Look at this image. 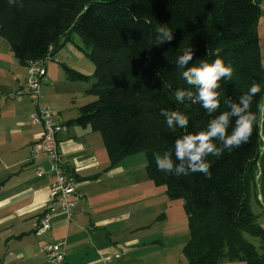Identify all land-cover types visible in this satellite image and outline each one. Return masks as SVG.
Returning a JSON list of instances; mask_svg holds the SVG:
<instances>
[{"label":"trees","instance_id":"1","mask_svg":"<svg viewBox=\"0 0 264 264\" xmlns=\"http://www.w3.org/2000/svg\"><path fill=\"white\" fill-rule=\"evenodd\" d=\"M261 0H0V37L18 62L43 60L61 39L77 32L80 47L93 63L91 74L59 62L70 80L89 82L70 122L89 125L102 135L109 167L143 152L145 170L170 199L182 198L189 238L187 264H264V228L257 222L251 198L264 172V84L260 75L257 25ZM168 24L174 39L156 45V27ZM194 52L187 67L211 63L219 53L231 65V79L221 80L220 107L209 115L198 103L175 99L177 89L195 86L183 79L177 58ZM260 85L251 111L255 123L249 141L209 156L210 176L200 172L175 176L158 171L155 156L174 151L176 139L206 130L239 102L253 82ZM161 109L189 117L186 128L172 129ZM231 118L228 133L235 126ZM217 146L222 142L214 141ZM174 165L179 164L175 157ZM260 170V175L257 174ZM264 199V186L260 187ZM259 200V199H258ZM264 201V200H263ZM262 212L264 206L261 204ZM257 239V244L245 237Z\"/></svg>","mask_w":264,"mask_h":264},{"label":"crops","instance_id":"2","mask_svg":"<svg viewBox=\"0 0 264 264\" xmlns=\"http://www.w3.org/2000/svg\"><path fill=\"white\" fill-rule=\"evenodd\" d=\"M69 41L73 37L61 39L41 60L45 80L40 93L41 104L53 112L55 122L64 126L57 134L58 152L77 179L73 212L70 219L63 214L53 216L50 231L37 237L34 231L38 217L49 203V186L55 175L49 170L50 158L34 149L43 127L30 123L35 106L22 92L29 65L18 62L8 41L0 37V94L4 95L0 98V259L9 254L12 263L6 264H52L41 251L43 243L65 240V264H145L123 255L122 251L129 253L130 247L112 240L118 232L133 234L147 227L127 222L131 211L119 189L130 155L109 167L102 135L89 125L70 122L81 105L74 98L82 94L83 85L68 79L59 65L67 64L63 55L70 48ZM82 45L77 44L78 49ZM47 57L53 61H46ZM38 170L43 174L38 176ZM259 175L260 170L257 178ZM255 184V200L264 206V199L260 200L264 172ZM256 219L264 227V217ZM133 243L139 245L140 240L136 238Z\"/></svg>","mask_w":264,"mask_h":264},{"label":"rangeland","instance_id":"3","mask_svg":"<svg viewBox=\"0 0 264 264\" xmlns=\"http://www.w3.org/2000/svg\"><path fill=\"white\" fill-rule=\"evenodd\" d=\"M260 10L257 34L260 75L261 82L264 84V0L260 2ZM72 35L73 41L67 42L70 48H66L63 55L66 63L82 73L91 74L93 63L81 49H78L77 44H82L78 34L73 32ZM45 60L48 61L50 58L47 57ZM73 83L83 85V89L91 85V81ZM85 85L87 87L84 88ZM56 90L58 91V88ZM1 97L4 95L0 94ZM26 97L32 103L27 95ZM94 98V96H83L81 93H77L74 100L77 104L80 102L83 104ZM34 112L35 107L32 113ZM126 161L129 165L126 166L127 170L121 176L119 189L131 211V217L127 222H135L139 226L146 224L147 227L136 229V233L133 234L130 231L118 232L117 235L112 236V240H117L119 246L130 247L129 253L123 250L122 254L132 257V261H145V264H187L183 248L189 238V232L183 199L180 197L170 199L164 186L151 184L145 170L146 160L143 152L130 154ZM251 208L254 213L258 214L257 218L264 217L262 208L254 197L251 198ZM257 222L259 223L260 220L257 219ZM245 237L257 244V239L251 238L248 234H245ZM136 238L138 241L140 240V244L133 246V240ZM7 261L12 263L9 254L3 260L0 259V264H6ZM230 263L236 262L223 264ZM25 264H29V261Z\"/></svg>","mask_w":264,"mask_h":264},{"label":"clouds","instance_id":"4","mask_svg":"<svg viewBox=\"0 0 264 264\" xmlns=\"http://www.w3.org/2000/svg\"><path fill=\"white\" fill-rule=\"evenodd\" d=\"M11 2V0H10ZM156 45L170 43L173 39V31L168 24L158 23L156 27ZM216 59L211 63L203 61L199 66L187 67L192 61L194 52L187 49L177 58V65L185 68L182 72L183 79L190 86H195V94L190 89H177L174 93L175 99L183 102L186 98L198 103L209 114L212 115L220 107V81L231 79L233 75L232 66L225 65L219 53H215ZM260 91V85L255 81L247 94L239 97V102L229 99L226 103L228 111L216 115L207 125L206 130L197 133H188L176 139L174 151H166L162 156H155L158 171L175 176H187L190 173L200 172L210 176L211 163L209 156L220 157L224 149L237 148L249 141L255 114L251 111L253 97ZM162 116L172 129L186 128L189 117L180 111H169L161 109ZM235 117V126L231 134L228 133L231 118ZM222 142L217 146L214 141ZM180 161L174 165V159Z\"/></svg>","mask_w":264,"mask_h":264},{"label":"built area","instance_id":"5","mask_svg":"<svg viewBox=\"0 0 264 264\" xmlns=\"http://www.w3.org/2000/svg\"><path fill=\"white\" fill-rule=\"evenodd\" d=\"M43 81L42 61L35 60L28 66V74L22 92L35 106V112L29 118L30 123L40 124L43 127L42 138L34 144V149L50 158L49 170L55 175L49 186V203L38 217L34 231L37 237H43L50 231L53 216L63 214L67 219L71 218L77 187L76 177L68 170L67 163L61 159L58 152L57 134L64 129V126L55 122L53 112L41 104L40 84ZM43 172V170H38L37 175L40 176ZM41 251L52 264H65L67 254L65 240L45 241Z\"/></svg>","mask_w":264,"mask_h":264},{"label":"bare ground","instance_id":"6","mask_svg":"<svg viewBox=\"0 0 264 264\" xmlns=\"http://www.w3.org/2000/svg\"><path fill=\"white\" fill-rule=\"evenodd\" d=\"M44 73H45V70H44ZM44 80H45V78H44Z\"/></svg>","mask_w":264,"mask_h":264}]
</instances>
